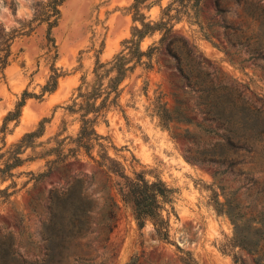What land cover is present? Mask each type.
Segmentation results:
<instances>
[{
    "label": "rangeland",
    "instance_id": "obj_1",
    "mask_svg": "<svg viewBox=\"0 0 264 264\" xmlns=\"http://www.w3.org/2000/svg\"><path fill=\"white\" fill-rule=\"evenodd\" d=\"M173 1L147 0L150 7L142 12L147 20L158 21L170 5L169 14L175 15V8H181ZM132 2L0 0V23L5 34L13 35L9 62L0 75V127L23 91L36 94L26 98L19 118L8 122L2 151L47 120L42 135L20 154L24 161L13 168V176L0 181V189L8 187L11 192L7 200L0 198V241L10 233L14 248L27 258H44L41 233L51 217L50 197L79 180L80 194L91 212L83 236L68 242L64 260L69 264H264V240L259 242L261 252L255 254L228 246L233 226L225 214L216 212L212 199L213 191L219 201L223 194L233 193L248 217L264 214V130L253 128L255 120L247 116L248 143L236 153L230 150L229 161L218 165L208 158L221 140V129L209 132L182 122H171L165 129L154 108L156 100L170 109L178 100L196 122L203 118L200 92L187 86L168 52L172 37L178 40L171 46L187 56L197 81L238 89L241 83L248 85L247 96L254 101L253 95L264 97V0H202L196 13L183 11L172 21L173 30L162 43L161 32L146 35L141 48L155 47L151 58H142L121 82L119 106L109 110L107 124L95 127L106 138L102 142L108 154L127 174L142 171L146 178L159 177L173 189L172 201L161 211L165 224L147 220L143 227L137 226L114 190V177L97 163L98 146L90 156L78 150L76 157L68 156L39 177L55 158L45 155L55 140L78 132V114L68 110L78 88L91 80L96 61L113 59L138 24L132 20ZM52 68L63 75L53 92L41 96ZM71 146L66 139L63 147ZM214 172H218L215 178ZM111 211L114 218L106 230L100 222Z\"/></svg>",
    "mask_w": 264,
    "mask_h": 264
},
{
    "label": "trees",
    "instance_id": "obj_2",
    "mask_svg": "<svg viewBox=\"0 0 264 264\" xmlns=\"http://www.w3.org/2000/svg\"><path fill=\"white\" fill-rule=\"evenodd\" d=\"M147 0H133L129 9L132 12V20L138 24L132 26L130 37L122 41L120 51L107 62L96 61L92 71L93 76L90 81L82 83L78 88L76 97L72 104L68 106L71 113L78 114L80 126L75 137L67 136L61 140H55L56 145L49 148L45 155H54L53 160L48 161L47 170L39 174V177L47 176L59 163L70 157H76L78 150H83L88 156L95 146L100 149L97 163L104 167L114 178L113 187L121 201L128 206L132 212L139 228L143 227L147 220L156 225L166 223L161 211L166 204L172 201L173 189L165 184L159 177L153 180L146 178L142 171L135 172L133 176L125 172L124 166L116 158L110 156L106 151L105 136L97 133L95 127L99 122L108 123L107 113L112 108L118 107L120 95L119 86L128 76L136 65L142 63V58H151L152 51L155 47L147 50L141 48V42L146 35L155 31L162 33L159 40L162 43L168 38L173 30L172 21L178 20V15L184 12L189 13L193 10L197 12L198 6L202 0H174L178 8H175L176 14L170 15L171 6H167L162 17L158 21L147 20L142 9H147L150 4H145ZM157 0H155L156 2ZM58 10H55L57 19ZM50 23L53 26L56 23ZM13 35L5 34L2 24L0 23V75L8 65L10 56V46ZM178 39L172 37L169 39L167 49L170 55L176 61V68L186 84L190 88H195L200 92L198 106L202 109L203 118L201 122H196L188 113L190 111L187 105L175 100L173 108H168L165 102L156 100L154 104L155 115L161 127L168 129L171 122H182L185 124H195L205 131H214L221 129V140L213 147V156L208 161L225 164L229 161L230 150L236 153L240 148L245 147L248 143L244 135V127L247 116L252 115L254 118L253 128L264 130V97L256 96L255 101L252 97L247 96L249 87L245 84H239L240 89L228 84H220L197 81L191 75L192 70L188 68L185 60L187 56H182L177 51V46H171ZM188 56L191 50H187ZM231 60V59H230ZM52 68L51 74L41 87V96L44 93L53 92L58 84V79L63 74ZM36 96L27 91H23L20 99L16 102L14 108L4 116L0 127V181L13 176V168L19 166L24 161L20 157L23 150L34 145L35 138L42 135L44 124L47 120L43 119L39 123L38 129L25 133L17 143L10 146L7 150L2 151L4 136L7 130V124L10 121L17 120L21 113V108L28 97ZM202 123H206L203 126ZM211 124L215 126L210 127ZM260 130L259 132H263ZM68 139L72 146L65 149L64 141ZM218 174L214 172L213 176ZM79 183V185H78ZM221 191L224 187L217 185ZM11 195L8 187L0 189V198L7 200ZM223 201L218 200V194L213 191L212 199L216 212L225 214L232 226V237L228 241L229 247H239L255 254L261 252L259 242L264 240V214L258 217H248L241 208V204L231 194H223ZM51 217L48 224L42 231L45 244V257L41 260H32L23 255L12 244V235H5V240L0 241V264H69L64 260V255L68 250V242L73 238L83 236V231L89 224V214L91 212L89 202L80 194V181L77 180L66 191H54L50 197ZM113 212H109L107 218H103L102 225L106 230L110 227L113 220ZM234 257V262H236ZM258 261V260H256ZM74 264V263H73ZM75 264H80L79 262ZM88 264V263H86ZM191 264V263H187Z\"/></svg>",
    "mask_w": 264,
    "mask_h": 264
},
{
    "label": "clouds",
    "instance_id": "obj_3",
    "mask_svg": "<svg viewBox=\"0 0 264 264\" xmlns=\"http://www.w3.org/2000/svg\"><path fill=\"white\" fill-rule=\"evenodd\" d=\"M2 11H3V12H7V11H8V9H7V8H4V9H2Z\"/></svg>",
    "mask_w": 264,
    "mask_h": 264
}]
</instances>
